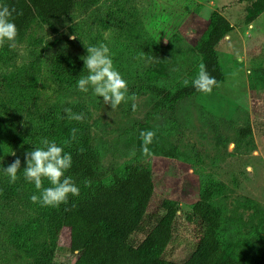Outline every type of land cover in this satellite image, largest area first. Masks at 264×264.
I'll use <instances>...</instances> for the list:
<instances>
[{
    "label": "rangeland",
    "instance_id": "obj_1",
    "mask_svg": "<svg viewBox=\"0 0 264 264\" xmlns=\"http://www.w3.org/2000/svg\"><path fill=\"white\" fill-rule=\"evenodd\" d=\"M249 0H81L71 15L52 23L36 19L22 40L0 47V169L17 157L22 167L10 183L0 171V264H31L33 256L14 242L16 229L29 233L39 224L33 241L52 243L49 207L33 203L39 194L24 178L25 152L36 148L31 136L43 127L48 105L84 102L89 109V133L100 155L106 180L111 171L124 172L131 162H145L155 182L145 223L162 216L161 203H180L173 241L165 257L185 261L196 249L193 225L186 214L211 182L222 185L214 198L223 215L222 236L235 255L250 264H264V10L246 23ZM264 7V1L261 2ZM218 13L230 31L218 45L223 73L218 89L178 104L174 120L159 109L151 92L136 94L113 111L90 88L80 92L77 81L87 76L82 56L86 47L106 44L116 70L128 84L146 83L174 91L191 82L207 58L197 43ZM72 56L78 67L73 85L55 83L46 59L54 50ZM250 132L243 136V128ZM156 133L143 156L140 132ZM39 147V146H38ZM15 153V156L13 155ZM50 182L43 180V187ZM6 187V188H5ZM137 232L136 238H141ZM134 238V237H133ZM80 248L71 229L58 235L52 264H76Z\"/></svg>",
    "mask_w": 264,
    "mask_h": 264
},
{
    "label": "trees",
    "instance_id": "obj_2",
    "mask_svg": "<svg viewBox=\"0 0 264 264\" xmlns=\"http://www.w3.org/2000/svg\"><path fill=\"white\" fill-rule=\"evenodd\" d=\"M79 1L0 0V4L22 11L23 15L14 16L19 30L16 41H19L34 20L49 24L62 20L73 13ZM262 1L249 0L246 23L251 24L259 17L264 10ZM229 31V24L214 13L208 29L197 43L198 53L207 58L205 65L208 72L217 80L213 89H218L223 80L217 52L220 41ZM46 63L55 83L73 85L78 67L71 55L57 49L47 57ZM132 86L135 94L143 91L156 95L159 109L172 120L181 101L202 93L196 91L191 82L174 91L152 83ZM66 108L76 114L83 113L85 120H69ZM43 117V127H38L30 139L37 147H42L43 138L54 140L72 155V167L65 175L72 177L80 189V195L69 196L68 205L49 207L51 217L48 228L53 237L52 243L32 240L39 224H30L29 233L16 229L14 242L33 256L31 264H52L58 235L64 227L71 229V239L80 248L76 264H250L246 255L231 252L222 236L223 215L214 202L222 191L220 183L211 182L203 187L201 198L193 205V212L186 214L190 224L198 222L193 229L197 239L196 249L183 262L169 260L165 253L174 238L180 203L162 201V216L152 226L145 223L155 188L150 166L141 161L127 163L123 173L112 169L110 179L106 180L105 172L100 171L99 152L89 133L88 106L84 102L53 103L45 109ZM73 128L79 129L75 140H71ZM250 130L249 127L243 128L241 134L246 136ZM65 141L70 143L66 144ZM66 208L70 210L66 211ZM137 232L143 233L141 238H136Z\"/></svg>",
    "mask_w": 264,
    "mask_h": 264
},
{
    "label": "clouds",
    "instance_id": "obj_3",
    "mask_svg": "<svg viewBox=\"0 0 264 264\" xmlns=\"http://www.w3.org/2000/svg\"><path fill=\"white\" fill-rule=\"evenodd\" d=\"M15 15H23L15 7H9L0 4V47L8 43L10 47L15 46V41L19 35V30L14 21ZM88 55L82 56L85 69L88 71L87 76H81L76 84L80 92L87 93L91 88L93 93L103 98L106 105H110L113 111L122 103L132 101V110L136 111L135 103L137 97L133 93L128 95L127 81L122 77L118 70L114 68L113 60L110 55L109 47L100 43L98 46L86 47ZM183 83L187 86L189 81L185 79ZM192 87L196 91L204 94H210L217 85V80L212 76L205 64L199 65L196 77L191 81ZM69 120L83 122L85 115L76 114L72 109L66 108ZM79 129L71 130V140H75ZM156 133L151 130L140 132L142 139L141 151L144 157L150 158L153 153L149 145L153 143ZM70 143V141H65ZM42 147L33 148L25 152V166L23 174L25 180L34 183L38 191L31 196L33 203H39L44 207H59L61 204L68 205L69 196L78 197L80 189L71 176L65 173L72 167L73 158L70 153H66L62 146H59L54 140L47 138L41 140ZM82 151V150H81ZM15 156V153L13 154ZM22 162L17 157L8 166L3 167L0 171L9 178L10 183H15L18 179V171L21 170ZM50 182L49 187H43V180ZM74 206V205H73ZM70 210L68 208L65 209Z\"/></svg>",
    "mask_w": 264,
    "mask_h": 264
}]
</instances>
